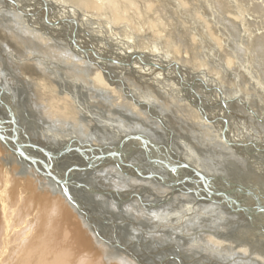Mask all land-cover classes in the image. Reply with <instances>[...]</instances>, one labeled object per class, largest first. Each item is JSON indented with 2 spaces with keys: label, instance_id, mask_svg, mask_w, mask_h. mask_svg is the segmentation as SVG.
I'll return each instance as SVG.
<instances>
[{
  "label": "bare ground",
  "instance_id": "1",
  "mask_svg": "<svg viewBox=\"0 0 264 264\" xmlns=\"http://www.w3.org/2000/svg\"><path fill=\"white\" fill-rule=\"evenodd\" d=\"M24 1L0 0V264H264V214L210 194L264 206V0L214 2L255 66L222 56L213 6L190 19L188 48L244 87L170 48L151 1Z\"/></svg>",
  "mask_w": 264,
  "mask_h": 264
},
{
  "label": "rangeland",
  "instance_id": "2",
  "mask_svg": "<svg viewBox=\"0 0 264 264\" xmlns=\"http://www.w3.org/2000/svg\"><path fill=\"white\" fill-rule=\"evenodd\" d=\"M21 1H24V0H21ZM147 0H138V2L140 3V5H143V3H145ZM148 1H151V3H153L152 5H153V9H151L150 11H148V13H146V14H143L145 17H148V19H150V20H152V19H156L157 17H160V18H162V19H164L165 21H168V23L166 24V27L164 28L165 29V32L164 33H167V35H169L168 37V40L170 41V44L168 45V46H170V48H172V49H175L176 47L177 48H179L180 50H189L190 52H191V56H194V58L197 60V62H199L200 64H203V63H207L206 65H207V70H208V72L209 71H211V70H209V68L210 67H212V73L213 74H216V75H218L220 72H223L224 71V69H223V63L221 62V58H223V57H221L220 58V62H219V64L218 65H215V66H211V65H213L212 63H213V61H214V59H215V57L213 58V60H210L211 62H209V61H205V59L203 60V59H201V56L205 53H198L197 54V52H195L194 53V51L193 50H191L190 49V47L188 48V46L186 45L187 44V40H190L191 39V37H192V31H191V20L190 19H196L197 18V16H198V14H200V12H203V10H205V11H207V13H209V12H211V10L210 9H212V6H213V8H214V10L215 11H217V13H218V15H221L220 16V18H221V20L223 19V29H224V31H225V33L227 34V35H229V38L231 39L230 40V45H231V48L233 47V49L234 50H237V52H236V55L233 53V50H230V49H227L226 47H223V52L224 53H222V56H225V54H228V55H226V56H228L231 60H232V64H233V67H232V69L234 70V69H237L238 67H240L241 65V63L243 64L246 60H249L252 64H253V66H255V65H258V63H260L261 61H257V59H259V57L258 56H253L251 53H249V54H247V56H246V54L245 53H243L242 52V50L241 49H239V47H240V45H239V40H238V33L231 27V26H229L227 23H225V19L223 18V14H222V11L219 9V6H216V4L214 3L215 2V0H188V2L190 3L189 4V6L191 7H188L186 10H184V13L185 14H189V18H187V19H185L184 21L183 20H180L178 17H180V16H178V13H176L177 12V10L175 9L176 7H174V4L173 3H175V0H148ZM163 1V2H162ZM166 2V4H165V2ZM25 2V1H24ZM157 4H156V3ZM160 2V3H159ZM215 4H213V3ZM164 4V5H163ZM176 4V3H175ZM139 5V6H140ZM163 5V6H162ZM204 5V6H203ZM209 5V6H208ZM156 6V7H155ZM158 6V7H157ZM169 6H170V8H169ZM203 7V10H202V8L201 7ZM174 7V8H173ZM208 7V8H207ZM168 8H169V10H168ZM172 8L174 9V10H172ZM193 8V9H192ZM141 10H142V8H141ZM188 10H189V12H188ZM164 11V12H163ZM153 12V13H152ZM154 13L156 14V15H154ZM197 13V14H196ZM191 14V15H190ZM151 15V16H150ZM52 16V15H51ZM172 16H174V18H173V22H170V20H168L167 18L168 17H172ZM191 16H193V17H191ZM195 16H196V18H195ZM44 18V17H43ZM102 18H104V15H102ZM45 19H47V18H44V22H45ZM101 19V18H100ZM198 19V18H197ZM23 20V19H22ZM42 21V22H43ZM190 21V22H189ZM43 22V23H44ZM176 22V23H175ZM43 23H41V24H43ZM103 23H105V22H103ZM103 23H100V25L102 26V24ZM137 23V22H136ZM179 23V24H178ZM108 24V23H107ZM107 24H106V26H107ZM134 24V23H133ZM176 24H177V26H176ZM104 25V24H103ZM147 24H145V26H144V28L145 29H148L147 28V26H146ZM134 27H135V29L136 28H138V27H140V26H138L137 24H135L134 25ZM187 27V28H186ZM181 29V30H180ZM149 32L147 33L148 34V38H149V40H153V38H152V30L150 29V30H148ZM173 31H175L174 33H173ZM171 34H170V33ZM232 32V33H231ZM151 33V34H150ZM181 33V34H180ZM122 35V34H121ZM172 35V36H171ZM191 35V36H190ZM123 36V35H122ZM223 38H225V37H223ZM196 39H198V38H196ZM57 40V39H56ZM133 42L134 43H136V39H134L133 41H132V44H133ZM152 43H159V41H157V42H155V41H153ZM159 44H161V43H159ZM158 44V45H159ZM149 46V45H148ZM151 46H154V45H150V47ZM71 48V47H70ZM72 52H73V50H72ZM224 54V55H223ZM76 55V54H75ZM235 61H234V60ZM239 59H241V61H239ZM203 60V61H202ZM216 60V59H215ZM255 64V65H254ZM205 65V64H204ZM219 66V67H218ZM230 70L229 71V73L231 74V72L233 71V70ZM215 72V73H214ZM225 72V71H224ZM227 72V71H226ZM246 75V74H245ZM244 75V76H245ZM198 76L200 77V75L198 74ZM224 77V76H223ZM128 78V77H127ZM127 78H125V79H127ZM222 79V75H220L219 74V79ZM263 79H264V77H263ZM222 80H226V81H224L225 82V84H223V87H244V86H242V85H238L237 83H236V80L233 78V77H225V79H222ZM232 80V81H231ZM177 81V80H176ZM229 81V82H228ZM154 83V82H153ZM153 83L151 84V86L150 87H166V84H164V83H162V82H158V84L156 85V86H154L153 85ZM235 84V85H234ZM144 87H148V86H144ZM202 87H205V85H202ZM222 87V86H221ZM168 87H166V89H167ZM179 88H181V87H173V91H168V92H166V90H165V92L167 93V95H172V94H175V95H179V93L177 92V90H179L180 91V89ZM199 92V91H198ZM200 93V92H199ZM207 97V96H206ZM160 98H162V97H160ZM163 99H167V100H169L168 99V97H163ZM234 113V112H233ZM234 115H235V113H234ZM244 118L243 119H245V120H243L245 123H242V124H239V126H243V127H239V128H241V129H247V130H242L243 131V133L245 132V133H249L248 132V130H252V128H250L249 127V118H248V114H244ZM204 117V116H203ZM233 117V116H232ZM224 119H225V117H223ZM227 122H229V120L227 119V117H226V119H225ZM247 121V122H246ZM235 122V121H234ZM234 122H231V120H230V124H232V125H235L234 124ZM247 123V124H246ZM253 123H255L254 121H253ZM231 125V126H232ZM251 125V124H250ZM222 126V125H221ZM252 126V125H251ZM225 128V127H224ZM223 128V129H224ZM250 128V129H249ZM245 133L243 134L244 135V137H246L247 135H245ZM264 136V135H263ZM195 139H196V141H199L198 139H200L199 137H198V135L197 134H195L194 136H193ZM247 138V137H246ZM1 145V144H0ZM206 154H208V152H203V155L204 156H207ZM207 160V159H206ZM210 163V162H209ZM211 164V163H210ZM207 165V164H206ZM208 166V165H207ZM257 166V165H256ZM260 166V165H259ZM210 168H211V166H209ZM262 167V166H261ZM263 168V170L261 171L262 173L260 174V176L262 177V178H264V167H262ZM210 170H212V169H210ZM255 172H258V170H255ZM226 173H228V172H226ZM248 173V172H247ZM237 178V177H236ZM238 179V178H237ZM239 179H241L242 181H243V179L242 178H239ZM261 182H263V181H261ZM233 184H236V185H239L240 184V182L239 181H237V183L235 182H233ZM261 190H263V192H264V186H261ZM137 223H139V222H137ZM126 226H128V223H126ZM125 226V227H126ZM138 228H142L143 230H144V232L146 231V230H149V229H147V227L145 226V227H141V226H139L138 225ZM166 232H168V230L166 231ZM124 233V232H123ZM123 233H122V235H123ZM154 258H155V256H153ZM87 259H92V257H91V255H89L88 257H87ZM104 263V261H101V263ZM105 264V263H104Z\"/></svg>",
  "mask_w": 264,
  "mask_h": 264
},
{
  "label": "water",
  "instance_id": "3",
  "mask_svg": "<svg viewBox=\"0 0 264 264\" xmlns=\"http://www.w3.org/2000/svg\"><path fill=\"white\" fill-rule=\"evenodd\" d=\"M13 144H14L15 151H16L15 153H17L20 157L24 158L25 157L24 156V153L22 151H20L19 145H16L15 143H13ZM228 185L231 187L230 190L225 191V192H221V191H216L215 190V191H213L210 194L211 195L213 194L214 197L220 198L226 204L227 203H232L233 206H234V211L235 212L244 213L245 215L246 214L250 215V212H254L256 214H264V206L263 205H259L257 203L256 197H253V195L251 194L250 191L245 190V189L241 188L239 185H236V184L235 185H231V184L228 183ZM232 192L235 193L236 195H238L237 193H241V194L246 193V194H248L250 197H253L256 200V202H255L256 205L253 206V207H247V206H241V205H239L238 202H237V200H236V198L230 196V195H233ZM249 220L251 221V217H250Z\"/></svg>",
  "mask_w": 264,
  "mask_h": 264
}]
</instances>
